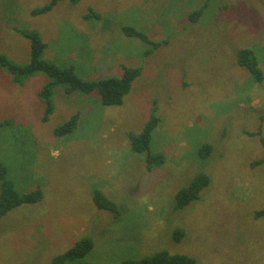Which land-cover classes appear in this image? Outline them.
Returning a JSON list of instances; mask_svg holds the SVG:
<instances>
[{
  "label": "rangeland",
  "instance_id": "1",
  "mask_svg": "<svg viewBox=\"0 0 264 264\" xmlns=\"http://www.w3.org/2000/svg\"><path fill=\"white\" fill-rule=\"evenodd\" d=\"M48 0H0V54L22 64L29 43L14 27L37 29L44 57L71 66L86 80L140 75L120 106H104L97 92L54 89L53 111L42 122L37 93L42 73L12 81L0 69V161L23 192L43 197L0 218V264H50L82 236L98 238L87 258L115 263L157 250L182 253L200 264H264V81L235 65L234 49L251 47L264 71V0H80L56 4L49 13L30 10ZM207 5L195 23L191 11ZM93 8L101 19H85ZM131 25L160 45L127 37ZM234 60V61H233ZM156 108L160 118L151 148L165 163L146 170L126 135L142 130ZM78 113L70 133L54 128ZM213 153L199 159L198 146ZM210 183L200 199L175 211V194L197 173ZM101 189L121 217L95 207ZM122 206V205H121ZM121 208V207H120ZM184 237L175 242L173 229ZM133 255V256H132Z\"/></svg>",
  "mask_w": 264,
  "mask_h": 264
},
{
  "label": "trees",
  "instance_id": "2",
  "mask_svg": "<svg viewBox=\"0 0 264 264\" xmlns=\"http://www.w3.org/2000/svg\"><path fill=\"white\" fill-rule=\"evenodd\" d=\"M61 1H67L73 5L80 0H48L45 4L36 6L30 10L31 14L49 13L53 7ZM203 5L190 12L189 21L195 23L199 20L206 9ZM85 19L99 20L101 15L93 8H88V12L83 15ZM121 31L127 37H134L142 42L151 45L146 53L158 47L160 43L151 41L147 35L131 25H122ZM16 35L26 39L29 43V59L25 63L19 64L10 60L6 55L0 54V69H6L16 84H22L23 79L36 73H42L46 81L38 91V97L44 103V114L42 122H46L48 116L54 108L52 96L55 87L61 86L64 92L71 93L79 91L84 94L97 92L101 104L104 106H120L125 96L131 90L134 80L140 75L138 68L124 67L120 76H109L93 80H86L78 76L71 66H60L44 57V51L47 47L41 33L35 29L14 27ZM235 65L241 67L250 76L249 84L261 85L264 81V71L259 65L256 51L251 47H240L234 50ZM237 66V67H238ZM156 108L151 110V115L138 133L128 132L126 135L130 150L135 155H140L146 165V170L151 171L155 167H161L165 163V156L159 151L151 148L152 133L157 127L160 118L155 114ZM78 122V113H75L67 121L54 128L56 136H64L75 129ZM8 124L1 122L0 128ZM250 135H257L261 144L264 146V137L260 129ZM198 157L206 160L212 153L211 144L203 143L197 148ZM264 162V159L257 160L254 164ZM210 183L209 176L206 173L199 172L184 187L180 188L175 194V211H182L200 199L201 191ZM93 203L96 208L105 210L113 215L117 220L121 217L124 206L121 202L120 207L110 199L101 189L94 187L91 191ZM43 197V192L39 187L23 192L10 177L8 167L0 161V218L10 210L23 204H32ZM122 205V206H121ZM123 207V209H122ZM257 217L264 215V209L255 213ZM185 230L181 227L173 229L172 238L179 242L185 235ZM97 237L94 240L90 236H82L73 246L55 256L50 264H200L196 258L182 254L170 253L167 250H157L149 255L137 256L136 258H124L115 263H98L87 258L88 253L94 248V242L97 243ZM133 256V255H132Z\"/></svg>",
  "mask_w": 264,
  "mask_h": 264
}]
</instances>
